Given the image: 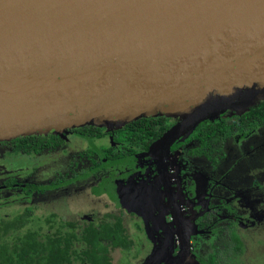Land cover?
<instances>
[{
	"label": "water",
	"instance_id": "95a60500",
	"mask_svg": "<svg viewBox=\"0 0 264 264\" xmlns=\"http://www.w3.org/2000/svg\"><path fill=\"white\" fill-rule=\"evenodd\" d=\"M260 101L264 0H0V142L165 117L146 152L160 167L199 123ZM176 232L170 264L188 252Z\"/></svg>",
	"mask_w": 264,
	"mask_h": 264
},
{
	"label": "flooded vegetation",
	"instance_id": "af4514ba",
	"mask_svg": "<svg viewBox=\"0 0 264 264\" xmlns=\"http://www.w3.org/2000/svg\"><path fill=\"white\" fill-rule=\"evenodd\" d=\"M226 113L230 112L223 114ZM167 119L171 122L169 128L175 120ZM113 129H104L101 133L96 131L92 135L72 129L54 135L60 138L58 144L47 145L35 153L13 152L8 145L14 139L0 142V148H5L4 155L12 158L21 156L33 159L45 154L59 155L61 151L70 156L66 170L53 172L46 183L17 182L16 177L9 174L1 180L0 192L9 189H16L17 192L11 196L7 193L0 203L5 206L16 203L14 205L20 204L22 207L0 214V236H5L6 242L12 243L15 237L27 234L50 239L63 234L70 247L77 252V255L70 256L67 264H156V258L157 264H170L178 252L176 229L182 223L187 233L188 252L180 258L179 264H217L211 262L215 254V240L223 227L232 226L230 237L235 230L241 241L240 252L234 255L251 254L248 257L252 261L248 263L253 264V260L261 254V261H264L262 187L246 182L238 185L229 174L230 169L226 171L218 168L227 159V143L236 142L234 157L238 161L239 157L241 161L246 157L240 155L244 150L243 141L251 140L247 147L250 150L264 144V123L230 132L222 139L218 149L204 150L207 154L198 152L199 141L189 132L170 144L160 167L146 152L148 146L166 129L145 149L132 145L130 152L126 148L127 143L116 139L117 134ZM48 136L52 135L32 137ZM176 153L182 155L184 164L173 157ZM251 154L249 159L252 158ZM200 160L203 165L199 167L197 163ZM187 163L192 164L187 166ZM200 168L203 172H200ZM202 173L205 180L202 179ZM222 183L226 185L220 187ZM50 190L53 193L47 194ZM20 197L28 201L25 204L17 203L15 200ZM230 203L241 208L239 214L245 221L233 223L225 216L212 238L201 245L199 235L205 236V229L212 227L213 218ZM184 206L188 208L187 211H184ZM44 207L52 209L43 212ZM153 208L154 212L151 213ZM174 211L177 214H173ZM35 219L47 224L45 231L39 224L30 227V222ZM195 245L198 248L191 261L190 255ZM170 246L168 256L166 254ZM205 248H208V252L203 251V255L202 250ZM92 252H96V261L86 254Z\"/></svg>",
	"mask_w": 264,
	"mask_h": 264
},
{
	"label": "trees",
	"instance_id": "16d2710c",
	"mask_svg": "<svg viewBox=\"0 0 264 264\" xmlns=\"http://www.w3.org/2000/svg\"><path fill=\"white\" fill-rule=\"evenodd\" d=\"M262 123H264V102L250 106L239 113L230 112L219 116L217 119L202 122L190 133H193V137L199 141L197 150L200 153L207 149L209 151L218 149L222 139L234 130ZM170 124V120L163 117L140 118L114 128L113 132L117 134V140L127 143L126 148L130 152L132 145L145 149ZM104 129L84 126L74 131L92 135L96 131L101 133ZM59 142L60 138L54 135L46 138L25 136L12 140L8 146L13 152L35 153L47 145L54 146ZM204 153L207 154L206 151ZM2 229L5 228L2 227ZM231 229L232 226H226L219 231L214 244L215 254L212 256L211 262L230 264V258L240 252L237 240H231ZM65 238L63 234L54 239L27 234L23 237H15L14 242L8 243L5 236H0V264H67L70 256L77 255V252L70 247V243ZM86 254L96 261V252Z\"/></svg>",
	"mask_w": 264,
	"mask_h": 264
},
{
	"label": "rangeland",
	"instance_id": "374dc122",
	"mask_svg": "<svg viewBox=\"0 0 264 264\" xmlns=\"http://www.w3.org/2000/svg\"><path fill=\"white\" fill-rule=\"evenodd\" d=\"M107 130V129H105ZM111 130V129H108ZM243 140V139H242ZM241 140V141H242ZM236 142L231 141L229 143L226 144V152H227V159L225 161H223L219 166V170L224 169L227 171V169H230L231 171H229V174L231 175V177H233V179H235L234 181L239 185L241 182H246V183H250L251 185H259L258 187H262L261 192L264 194V144L261 143L257 149L254 150H250L249 148L247 149V147L251 144V140L249 139L248 141H243L244 146L242 150V152H240V155H245L246 157L243 159V161H241V157H239L238 161L234 155L236 154V148H235V144ZM63 147H61L60 149H62ZM63 150V149H62ZM5 148L2 149L0 148V182L2 179L5 178V176L7 174H9L10 176L14 175V178L16 177L17 182H39V183H46L48 182V180L51 179L52 177V173L55 171H65L68 163L70 161V156L68 155L67 152H63L61 151V153L58 155L57 153H52V154H45L43 156H40L39 158H31V157H9L4 155ZM252 153V158H250L249 154ZM54 154H57L55 156H53ZM176 160L182 162L184 164V161H182V155H180V153H176L173 156ZM198 162V161H197ZM203 161H199L197 164H200V166H202ZM192 163H187V166H190ZM236 164V165H234ZM193 165H196L195 163H193ZM249 166V167H248ZM254 167V169H253ZM250 168V170H249ZM200 172L202 171V168L199 169ZM255 170V172H254ZM253 171V172H250ZM215 173L217 174V171H215ZM247 174H249V176L247 177ZM202 179L205 180V178L203 177V173H202ZM246 177V178H245ZM226 181L228 182V180L226 179ZM226 182V183H227ZM226 183H222L220 187H223L224 185H226ZM223 189H219L218 191H222ZM53 190H50L47 192L48 193H53ZM260 191V190H259ZM17 192L16 189H9L7 190H2L0 192V199H3L4 196L9 193V196L14 195V193ZM55 193V191H54ZM44 194L41 195V197H43ZM17 203H23L25 204V201H28V199H25V197H20L17 200ZM13 201V202H15ZM11 204V203H10ZM16 203H13V205L11 206H5L2 205L0 203V214L3 212H13L16 210H19L22 205L18 204V205H14ZM58 205V204H57ZM186 206H184V211H187L188 208H185ZM190 207V205L188 206ZM52 207H48V210H51ZM101 209V207H100ZM43 212H47V207H44ZM99 210V209H98ZM101 211V210H99ZM154 212V208L151 209V213ZM190 212V211H189ZM192 214L194 213L191 210ZM241 212V208L238 207L237 205L230 203L229 206L223 207L221 209V211L216 215V217L213 218V223H212V227H208L205 229V236H203L202 234H200V244L202 245L204 243V241L206 240L207 242L212 238L213 233L217 230V228L224 222V218L226 216V218H229L227 220H231L233 223H242L244 222V218L241 214H239ZM189 215H191L193 217V215L191 213H188ZM238 214V215H237ZM156 215V213H155ZM196 215V213L194 214ZM35 217V215H34ZM195 218V217H194ZM193 218V219H194ZM244 220V221H243ZM192 221V220H191ZM37 224H39L40 226H42L43 231H45L44 229L46 228L47 224L45 222L42 221H38L37 219L32 220L30 222V227L33 226H37ZM192 224V223H191ZM194 224V222H193ZM208 233V234H207ZM231 238L232 240H237L238 245L241 246V241L240 238L237 237L236 235V231H232L231 233ZM263 245H264V241H263ZM196 245L193 247V251L191 252L190 255V259L191 261L194 259V254L197 251ZM169 251H171V246L168 247V252L166 255L169 254ZM203 251H207L208 252V248H205L204 250H202V254ZM158 254V252H157ZM204 255V254H203ZM169 256V255H168ZM248 256H251V254H240L239 256L237 255H233V257H231L232 260V264H251L248 263L250 261H252V259ZM255 255H253L254 257ZM262 259V255L258 254V256L253 260L254 263L253 264H264V261H261ZM158 260L156 258L155 263L157 264ZM154 263V262H153Z\"/></svg>",
	"mask_w": 264,
	"mask_h": 264
}]
</instances>
